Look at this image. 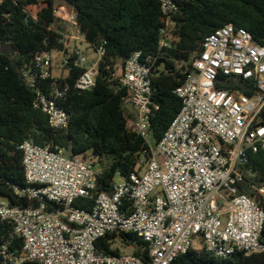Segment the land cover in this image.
<instances>
[{"label": "built area", "instance_id": "built-area-1", "mask_svg": "<svg viewBox=\"0 0 264 264\" xmlns=\"http://www.w3.org/2000/svg\"><path fill=\"white\" fill-rule=\"evenodd\" d=\"M161 8L168 15L176 7L161 0ZM53 15L63 47L35 55L34 70L25 76L32 87L50 79L48 92L38 91L34 104L59 131L68 127L69 116L56 103L68 91V60L83 70L75 88L89 90L104 50L90 60L78 48L74 12L60 5ZM168 25L160 31L159 47L169 46ZM56 57L63 58L59 74ZM151 64L135 52L116 66L114 76L127 92L124 105L134 110L133 128L148 148L129 176L115 175L109 192L95 194L96 159L32 139L19 145L26 186L15 187L14 194L28 206L0 201V264H172L189 249L223 259L264 252V209L240 191L252 175L249 154L264 153V46L232 24L208 35L174 91L179 113L152 144L150 120L158 105ZM250 187L264 199V185ZM77 198L92 199V208L75 207ZM121 234L142 240L146 255L134 254V245L118 239L109 246L114 253L96 245Z\"/></svg>", "mask_w": 264, "mask_h": 264}, {"label": "trees", "instance_id": "trees-1", "mask_svg": "<svg viewBox=\"0 0 264 264\" xmlns=\"http://www.w3.org/2000/svg\"><path fill=\"white\" fill-rule=\"evenodd\" d=\"M175 9L162 12L161 0H0V197L11 205L28 206L18 199L14 188L26 186L19 145L26 139L46 145H59L71 154L96 159L100 174L98 192L111 190L116 174L129 176L146 157L148 146L133 128V113L124 105L126 89L114 74L135 52L150 58L153 100L158 105L151 121V140L157 142L181 109L174 94L193 60L200 54L202 42L216 29L232 24L248 31L264 46V0H172ZM65 5L75 14L79 33L94 51L104 50L95 85L78 90L75 82L83 72L72 66L64 82L65 96L57 106L69 116L68 127L55 131L48 117L35 106L38 91L48 92L50 79L30 86L26 72L34 70L35 55L59 51L60 27L54 10ZM172 37L168 47H159L160 31L166 28ZM246 168L248 183L240 191L260 202L250 187L264 185V153H251ZM33 206L37 201L33 200ZM74 206L90 210L92 199L77 198ZM49 210L54 208L48 204ZM1 230V228H0ZM264 237V225L262 229ZM118 239L123 246L134 245V254L146 255V244L133 234L107 235L97 242L106 252ZM172 264H264V252L249 256L236 254L218 258L205 250L189 249Z\"/></svg>", "mask_w": 264, "mask_h": 264}, {"label": "rangeland", "instance_id": "rangeland-1", "mask_svg": "<svg viewBox=\"0 0 264 264\" xmlns=\"http://www.w3.org/2000/svg\"><path fill=\"white\" fill-rule=\"evenodd\" d=\"M78 38L81 40V42L77 41V45H78V48L79 50L82 52V53H86L88 55V58L90 60H94L96 58V53L95 51L92 49V47H90L84 40H83V36L81 34L78 35ZM167 39L168 41H172V37L170 36L169 32L167 34ZM62 60L63 58L62 57H56L55 58V61H54V65L56 67V72L59 74L60 72V69L62 67ZM127 109L130 110L132 113L134 112V110L130 107V106H127ZM148 142L149 143H153V141L151 140V137H149L148 139ZM88 159H92L94 160L95 158H93L92 156L88 155L87 156ZM96 161V160H95ZM115 181L117 182V177L115 178ZM0 201L1 202H6V199L0 197ZM121 252H128L124 249L121 250Z\"/></svg>", "mask_w": 264, "mask_h": 264}]
</instances>
